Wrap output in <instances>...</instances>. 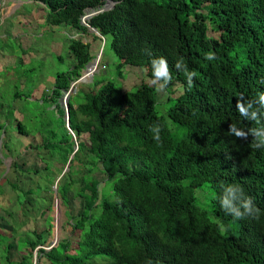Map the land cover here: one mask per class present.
<instances>
[{
    "label": "trees",
    "instance_id": "obj_1",
    "mask_svg": "<svg viewBox=\"0 0 264 264\" xmlns=\"http://www.w3.org/2000/svg\"><path fill=\"white\" fill-rule=\"evenodd\" d=\"M32 1L44 4L50 23L86 34L80 21L85 9L104 3ZM114 1L88 23L118 57V72L125 64L143 66L153 79L181 84L166 114L185 133L177 138L157 112L153 85L125 91L108 81L85 91L78 103L70 95L74 140L59 99L94 56L89 41L71 38L75 64L58 72L51 92L36 99L55 103V111L33 132L43 135L35 147L49 154L44 169L56 171L61 203H69L70 192L83 200L82 211L69 215L79 239L72 247L63 238L46 250L44 229L27 230L21 259L14 261L10 240L18 229L12 228L0 260L32 264L36 250L47 264H264V0ZM91 36L101 45V37ZM15 121L20 134L30 133ZM2 147L5 153L7 145ZM97 170L105 175L101 186ZM203 186L212 191L210 210L197 201L196 189ZM41 191L38 185L20 193L34 205L26 196ZM238 214L245 216L233 217Z\"/></svg>",
    "mask_w": 264,
    "mask_h": 264
},
{
    "label": "rangeland",
    "instance_id": "obj_2",
    "mask_svg": "<svg viewBox=\"0 0 264 264\" xmlns=\"http://www.w3.org/2000/svg\"><path fill=\"white\" fill-rule=\"evenodd\" d=\"M0 3V184L3 189L0 193V232L3 233H0V241L4 243V246L0 247V254H4L8 243L9 239L6 237H12V228H16L18 231L10 240L15 243L11 257L20 258L19 251L25 249L21 236L27 230L44 229L41 230L45 233L46 243L43 247L46 250H49L51 245H56V234L57 242L67 238L72 247L76 246L79 239V233L72 229L69 215L82 211L83 200L79 196L73 197L70 192L69 203H61L55 191L58 180L56 171L44 169V159H49V154L46 150L35 147L41 142L43 135L33 132L35 125L39 126L44 117L48 118L55 111V103L42 105L41 101L37 102L36 99L51 92L58 72L65 71L75 64L69 53L70 39L81 38L84 42L89 41L90 53L94 57L101 51L95 72L85 75L71 89L72 102L78 103L85 91L96 90L108 81L125 91L136 90L142 83H148L156 89L157 112L166 117L171 132L180 138L185 129L168 118L166 113L173 103V98L180 94L183 88L175 80L159 81L149 77L146 67L143 66L125 64L121 72H118L119 59L108 44L101 47L100 42L92 38L91 34L94 33L90 30L87 34L80 33L66 24L50 23L47 20V9L42 3L31 0H0ZM210 35L216 36L214 33ZM16 90L20 91L21 96L15 99L13 94ZM169 95L171 99H168ZM62 107L65 109L66 106ZM10 109L14 110V118L29 129V134L18 132L15 119L9 115ZM5 128L8 129L6 133ZM85 136L81 137L84 139ZM3 143L7 145V148H4L5 153L2 150ZM14 163L17 166H14ZM37 169H40V173L35 172ZM61 170L64 172L65 167ZM82 171L83 169H80V173ZM94 176L101 181V186L105 175L97 170L94 171ZM12 184L16 185V189ZM38 185L42 187L40 195L28 194L26 197L33 200L34 205L28 204L20 191ZM196 195L198 203L204 209L210 210L212 191L203 186L196 189ZM39 201L44 205L42 208ZM42 209L45 210V215L40 214ZM46 218L49 219L45 222ZM2 259L1 264H5ZM30 262L47 264L43 258H37L36 250Z\"/></svg>",
    "mask_w": 264,
    "mask_h": 264
},
{
    "label": "water",
    "instance_id": "obj_3",
    "mask_svg": "<svg viewBox=\"0 0 264 264\" xmlns=\"http://www.w3.org/2000/svg\"><path fill=\"white\" fill-rule=\"evenodd\" d=\"M104 3L102 4V6H100L98 9H94V8H86L85 9V13L81 16V23L84 24L85 26L88 27V30H90L91 32H93L94 34H96L97 36L101 37L102 39V43H101V47L104 45V38L103 36L100 34V32L98 31V29H96L95 27H92L89 23H88V20L90 17H92L93 15L97 14V13H100L104 10H108V9H111L114 4H115V1L114 0H103ZM42 3V2H40ZM43 4V3H42ZM100 56H101V51L99 52V54H97V56H95L91 61H89L85 67L81 70V73L87 71L89 65L93 64L95 62V65L97 64V62L99 63V59H100ZM95 69V68H94ZM84 77V74H80V76L76 79V80H73L71 82V86H70V89L68 90H64L63 93H62V96L60 97L59 101H60V105L63 106L65 105V115H64V119L66 120V127L67 129H69L71 132L72 130L70 129V126H69V108H68V105H69V97H70V94H71V89H73V86L81 81ZM73 134V133H72ZM73 139L76 140L75 138V135L73 134ZM77 143L75 144V148H77ZM69 164H70V160H68L66 166H65V170L66 171L69 167ZM56 191V190H55ZM56 234V233H55ZM55 241L57 243V239H58V236L57 234L55 235ZM55 245V244H54ZM54 245H51L54 246ZM51 247H49L48 249H50ZM46 249V248H45Z\"/></svg>",
    "mask_w": 264,
    "mask_h": 264
},
{
    "label": "clouds",
    "instance_id": "obj_4",
    "mask_svg": "<svg viewBox=\"0 0 264 264\" xmlns=\"http://www.w3.org/2000/svg\"><path fill=\"white\" fill-rule=\"evenodd\" d=\"M43 5H44V4H43ZM193 75L195 76V73H194V72H193ZM191 84H192V81L190 80V81H189V85L191 86ZM152 131H154V132L157 133L156 135H154V139H155L156 141H159V140H160V136H159L160 128H159V126H154L153 129H152ZM250 202H251V199H250V198L246 199L245 202H244V207H245V213H246V214L249 213V203H250ZM254 208H255V207H254ZM256 211H258V209H255L254 212H256ZM254 212L251 213V214H249V215H253ZM244 216H245V214L233 215V217H234V218H237V219H239V218H243Z\"/></svg>",
    "mask_w": 264,
    "mask_h": 264
},
{
    "label": "bare ground",
    "instance_id": "obj_5",
    "mask_svg": "<svg viewBox=\"0 0 264 264\" xmlns=\"http://www.w3.org/2000/svg\"><path fill=\"white\" fill-rule=\"evenodd\" d=\"M97 63H98V62H97ZM96 67H97V64L95 65V62H94V63H93V66H92V68H91V70H90L89 72L85 73L84 76H85V75L88 76V75L92 74L93 72H95ZM94 68H95V69H94Z\"/></svg>",
    "mask_w": 264,
    "mask_h": 264
},
{
    "label": "crops",
    "instance_id": "obj_6",
    "mask_svg": "<svg viewBox=\"0 0 264 264\" xmlns=\"http://www.w3.org/2000/svg\"><path fill=\"white\" fill-rule=\"evenodd\" d=\"M16 1V0H15ZM32 1V0H31ZM21 2H24V1H21ZM40 3V2H39ZM19 253H20V251H19ZM21 254V253H20ZM11 259H13L14 261H18L19 259H21V257L20 258H15V257H11Z\"/></svg>",
    "mask_w": 264,
    "mask_h": 264
},
{
    "label": "built area",
    "instance_id": "obj_7",
    "mask_svg": "<svg viewBox=\"0 0 264 264\" xmlns=\"http://www.w3.org/2000/svg\"><path fill=\"white\" fill-rule=\"evenodd\" d=\"M2 15V4L0 3V17Z\"/></svg>",
    "mask_w": 264,
    "mask_h": 264
}]
</instances>
